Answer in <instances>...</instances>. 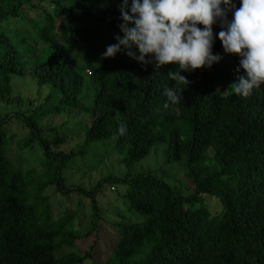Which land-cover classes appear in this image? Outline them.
Returning <instances> with one entry per match:
<instances>
[{
	"label": "trees",
	"instance_id": "1",
	"mask_svg": "<svg viewBox=\"0 0 264 264\" xmlns=\"http://www.w3.org/2000/svg\"><path fill=\"white\" fill-rule=\"evenodd\" d=\"M121 2L0 0V101L12 104L13 79L29 72L40 89H50L43 105L23 111L19 104V111L0 119V264H101L97 255L106 238L112 248L104 264H264V86L248 98L222 94L223 83H234L242 73L239 56L226 54L217 38L214 54L220 62L185 72L190 85L184 100L165 108L163 90L173 86L167 74L175 65L157 69L154 61L142 65L125 54L102 58L121 34ZM24 11L38 12L39 20L30 22L34 37L17 42L5 26L24 19ZM221 30L214 25V32ZM69 45L81 46L80 60ZM81 61L93 64L86 71L95 90L91 107L81 98L87 77ZM56 99L54 115L93 114L81 152L109 143L123 153L122 164L130 171L125 177H107L92 190L66 187L62 173L77 154H54L42 138L51 115L40 113ZM14 119L30 131L21 149L39 141L44 150L37 169L23 171L7 156L5 128ZM120 122L128 129L123 136ZM159 147L168 165H184L191 195L183 196L151 172L132 175ZM106 184L115 193L117 185L126 188L105 205L111 216L98 200ZM52 188L91 200V226L84 236L75 230V212L54 220L47 195ZM207 199L219 209L206 207ZM114 205L111 211L108 206ZM94 234L91 251L78 253L77 241Z\"/></svg>",
	"mask_w": 264,
	"mask_h": 264
},
{
	"label": "clouds",
	"instance_id": "2",
	"mask_svg": "<svg viewBox=\"0 0 264 264\" xmlns=\"http://www.w3.org/2000/svg\"><path fill=\"white\" fill-rule=\"evenodd\" d=\"M119 11L121 34L102 58L125 54L142 65L154 61L157 69L175 65L167 74L173 86L163 90L165 108L184 100L190 85L185 72L220 62L217 38L226 54L240 58L234 93L248 98L264 86V0H239V6L237 0H122ZM214 25L222 30L214 32ZM118 131L125 135L127 125L120 122Z\"/></svg>",
	"mask_w": 264,
	"mask_h": 264
},
{
	"label": "rangeland",
	"instance_id": "3",
	"mask_svg": "<svg viewBox=\"0 0 264 264\" xmlns=\"http://www.w3.org/2000/svg\"><path fill=\"white\" fill-rule=\"evenodd\" d=\"M39 15L38 12L24 11L25 18L20 21L10 22V25L5 26V30L17 42H20L24 37L33 38L35 34L30 22L38 21ZM27 47V44H24L21 49L25 51ZM69 48L72 50L73 55L80 60L81 46L69 45ZM79 69L86 75L88 69H93V64L87 66L82 64L81 61V63L79 62ZM92 83L93 77L87 76L85 87L81 94V98L84 99V104L87 107H91L94 104L95 90ZM232 84L230 82L223 83V95L235 94L231 87ZM49 93V88L47 92L39 88L37 80L30 72L25 78L13 79L12 104L8 105L0 101V119H4L8 114H15L20 110V105H22L21 110L23 111L43 105ZM57 104L58 99L40 113L41 115H51L45 119L42 125L44 130L42 138L53 145L52 151L54 154H62L63 156H69L73 153L77 154L71 160L66 161L65 169L62 173L66 187L69 189L81 187L85 190H92L107 177L114 176L120 179L125 177L130 171L122 164V155L120 156V154L123 153L114 151L109 143L100 142L89 147L85 152H81L93 114L80 112L79 110H66L63 114L54 115V106ZM5 132L7 156L14 165L19 166L23 171L37 169L45 153L39 141L32 147L21 149L23 142L30 135V131L23 126V122L14 119L12 123L10 122L9 127L5 128ZM163 150L162 147H159L148 159L136 164L131 170L132 175L139 176L151 172L160 179L165 180L183 196L191 195L194 187L189 180L184 165L182 163L168 165ZM11 153L16 158H11ZM43 174H46L45 171L39 175ZM117 187L118 192H111V185L106 184L98 197L101 207L104 206V213L108 216H111V213H107L105 205H110L126 190L125 187L118 185ZM47 195L52 201L54 220H59L67 211L75 212L77 216L74 222L75 230L84 236L91 226L93 213L91 200L77 193L66 197L65 194L58 193L55 188L49 189ZM205 206L219 209L218 205L211 199H207ZM108 207L111 211L116 210L115 205ZM120 209L122 208L120 207ZM114 215L115 213L113 212L112 217H115ZM106 240L105 244L107 245L100 246L101 256L97 255L101 264H104L111 257L112 243L108 241L111 239L106 238ZM96 241L97 237L95 234L78 240L76 243L77 252L83 255L87 254L91 251ZM86 264H93V262L89 261Z\"/></svg>",
	"mask_w": 264,
	"mask_h": 264
}]
</instances>
